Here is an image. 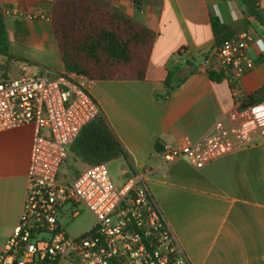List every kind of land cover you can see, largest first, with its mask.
<instances>
[{"label":"crops","instance_id":"obj_1","mask_svg":"<svg viewBox=\"0 0 264 264\" xmlns=\"http://www.w3.org/2000/svg\"><path fill=\"white\" fill-rule=\"evenodd\" d=\"M102 1L154 33L143 80L80 76L127 153L114 158L123 165L122 181L129 171L147 173L146 185L191 264H264V139L254 136L203 165L184 158L166 165L162 155L165 146L185 137L196 141L221 119L232 118L239 99L264 86V0H255L261 21L247 11L244 0H156L157 5L141 10L130 0ZM54 3L50 8L47 0H0L15 58L10 63L0 55V80L17 76L21 60L35 64L31 71L64 69L50 21L24 17L38 8L52 9ZM211 16L234 34L251 36L248 53L254 67L234 87L198 69L216 47ZM187 61L196 71L182 82L176 78L179 85L167 100L157 96L164 92L168 71L182 67L184 76L191 68ZM32 136L30 124L0 132V245L21 217ZM79 162L78 171L86 166Z\"/></svg>","mask_w":264,"mask_h":264},{"label":"built area","instance_id":"obj_2","mask_svg":"<svg viewBox=\"0 0 264 264\" xmlns=\"http://www.w3.org/2000/svg\"><path fill=\"white\" fill-rule=\"evenodd\" d=\"M47 1L51 8L56 0ZM50 8L24 17L50 21ZM250 42L249 32L235 33L198 69L238 82L254 67ZM29 67L23 64L17 76L0 80V132L33 126L23 209L12 234L0 245V264H191L146 185V172L129 171L120 185L112 180L106 162L60 174L62 167L69 168L71 145L101 116V109L76 73ZM254 136L264 139V102L244 109L235 105L232 118L221 119L196 141L185 137L180 144L165 146L162 155L166 165L179 158L203 165L249 144ZM82 208L96 222L72 237L65 222Z\"/></svg>","mask_w":264,"mask_h":264},{"label":"trees","instance_id":"obj_3","mask_svg":"<svg viewBox=\"0 0 264 264\" xmlns=\"http://www.w3.org/2000/svg\"><path fill=\"white\" fill-rule=\"evenodd\" d=\"M247 11L262 20L255 0H244ZM156 0H136L135 8L141 10L157 5ZM211 28L218 46L231 38L234 32L215 16L210 18ZM50 26L66 71L74 72L89 81L143 80L146 75L154 33L152 29L121 11L108 7L102 0H56L51 9ZM180 53V52H179ZM0 55L12 58L3 12L0 9ZM191 68L182 76V67L169 70L164 79L167 100L171 91L186 76L194 73ZM209 78L219 82L223 73L207 71ZM237 82L231 83L234 87ZM240 109L264 102V86L244 94ZM157 150L160 146L155 145ZM71 155L85 164L109 162L116 157H127L122 144L102 116L88 123L70 147Z\"/></svg>","mask_w":264,"mask_h":264},{"label":"rangeland","instance_id":"obj_4","mask_svg":"<svg viewBox=\"0 0 264 264\" xmlns=\"http://www.w3.org/2000/svg\"><path fill=\"white\" fill-rule=\"evenodd\" d=\"M14 57L11 59L10 57H7L6 60H8L10 63L12 61L13 63ZM24 61V62H22ZM26 60H21L20 65L27 64L30 65L31 67H34L35 64L26 61ZM5 66L8 67L7 63H5ZM11 67V64L9 65ZM43 68H38V70H42ZM81 167L80 162L75 158L73 155H70L69 157V168L67 167H62L60 170V174L67 171L70 169L72 174H76L78 172V169ZM122 167L123 165L120 163L119 160L113 159L109 162H107V168L109 171V174L112 178V180L119 185L122 181ZM95 217L94 215L87 209L82 208L81 212L79 215H77L75 218L70 219L69 221L65 222V229L68 235L72 237L79 236L89 230L92 226L95 224Z\"/></svg>","mask_w":264,"mask_h":264}]
</instances>
